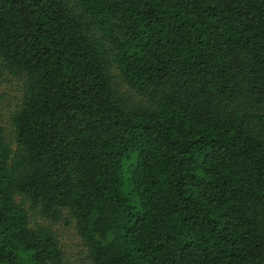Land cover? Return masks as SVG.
<instances>
[{"label": "trees", "instance_id": "trees-1", "mask_svg": "<svg viewBox=\"0 0 264 264\" xmlns=\"http://www.w3.org/2000/svg\"><path fill=\"white\" fill-rule=\"evenodd\" d=\"M0 264H264V0H0Z\"/></svg>", "mask_w": 264, "mask_h": 264}, {"label": "rangeland", "instance_id": "rangeland-1", "mask_svg": "<svg viewBox=\"0 0 264 264\" xmlns=\"http://www.w3.org/2000/svg\"><path fill=\"white\" fill-rule=\"evenodd\" d=\"M22 101V85L17 79L5 80L0 85V121L12 132V114ZM57 228L66 251L65 264H91L87 258V249L72 221L62 222Z\"/></svg>", "mask_w": 264, "mask_h": 264}]
</instances>
